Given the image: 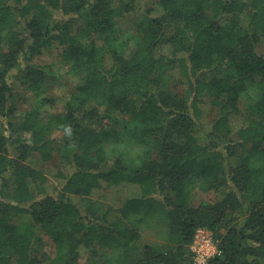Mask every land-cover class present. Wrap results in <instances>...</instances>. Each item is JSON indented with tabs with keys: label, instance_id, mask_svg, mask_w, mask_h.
<instances>
[{
	"label": "trees",
	"instance_id": "16d2710c",
	"mask_svg": "<svg viewBox=\"0 0 264 264\" xmlns=\"http://www.w3.org/2000/svg\"><path fill=\"white\" fill-rule=\"evenodd\" d=\"M141 1L0 0V264H193L200 227L208 264H264V0H155L122 31ZM50 47L72 78L56 112ZM193 176L221 198L192 207ZM151 222L163 241L137 246Z\"/></svg>",
	"mask_w": 264,
	"mask_h": 264
},
{
	"label": "rangeland",
	"instance_id": "374dc122",
	"mask_svg": "<svg viewBox=\"0 0 264 264\" xmlns=\"http://www.w3.org/2000/svg\"><path fill=\"white\" fill-rule=\"evenodd\" d=\"M155 2V0H144L141 2H138L136 5V10L132 12L129 17H124L118 22V26L122 31H131L133 26L131 25L132 21H134L137 18H140L142 16L141 6H146L147 4L152 5ZM104 45V43H103ZM259 50L264 53V45L259 46ZM33 61L35 63H39L41 65L50 66L53 71L56 73V77L49 78L48 82L46 83V90L43 93V97L46 96L48 99L51 98V102H49L48 107H44V110L47 109L49 112H56L60 110V106L62 104V101L67 97V92L69 91V84L72 78H70V73L68 71V68L62 62L60 58V50H58L55 47H50L49 49L45 50L41 55L36 56ZM12 73H15V75L18 73L17 69H13ZM175 74H178V70H174ZM207 76H211L210 73L207 74ZM14 84L17 87V100L18 102H24L26 99H29V102L34 101L36 98L33 97L31 94H26L24 91H22L20 85L18 82L21 81V76L16 75L13 77ZM169 84L171 86L174 85V82L172 79H170ZM254 97V96H253ZM210 104L205 100L204 103H202L201 108L204 111L203 112V122L204 125L207 127L211 125V121L213 119V116L215 114V111L211 109ZM100 122L96 123L94 127H99ZM52 137L55 139H60V134L55 132L52 134ZM125 140L130 141L128 138H125ZM106 147H109V144H105ZM250 146V143L246 144L244 146V150L248 149ZM133 148L130 147L129 150H132ZM240 149L238 153L241 155H245V151ZM58 157L54 155L51 157L44 165H42V170L46 174L53 175L59 165ZM51 179L53 181V184L57 187H59L60 182L57 178H54L51 176ZM200 178L198 176H193L189 178L185 182V189L189 193V199H190V205L192 207H198L204 203L213 204L216 203L222 196V193L220 192H212V191H203L199 187ZM227 190V189H226ZM104 190L101 191H95L90 199L96 200L99 198V195L102 194ZM69 197L73 198L72 195H68ZM103 202V201H101ZM104 203V202H103ZM164 233H165V224L164 223H158V222H151L148 225H142L140 228V237L137 241V246H141L143 244H154V243H160L164 239ZM41 250L45 253V263H47L48 259L51 258L55 251V246L53 240L48 236L44 235L41 240ZM80 249V258L82 261L86 260L88 257H90V253L88 249H86L83 246L79 247ZM96 248L99 253L103 250L101 245L99 243H96ZM105 249V248H104ZM105 252V251H104Z\"/></svg>",
	"mask_w": 264,
	"mask_h": 264
},
{
	"label": "built area",
	"instance_id": "2783aa9c",
	"mask_svg": "<svg viewBox=\"0 0 264 264\" xmlns=\"http://www.w3.org/2000/svg\"><path fill=\"white\" fill-rule=\"evenodd\" d=\"M190 248L193 252V264H208L209 260L220 254L216 239L205 228H198L195 232Z\"/></svg>",
	"mask_w": 264,
	"mask_h": 264
}]
</instances>
